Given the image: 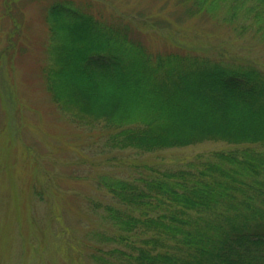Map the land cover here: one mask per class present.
I'll return each mask as SVG.
<instances>
[{
    "label": "trees",
    "instance_id": "16d2710c",
    "mask_svg": "<svg viewBox=\"0 0 264 264\" xmlns=\"http://www.w3.org/2000/svg\"><path fill=\"white\" fill-rule=\"evenodd\" d=\"M112 12L104 19L83 6L49 8L55 42L43 72L58 108L79 124L96 123L107 149L234 147L132 177L101 175L112 201L99 206L110 225L91 231L98 244L90 259L264 264V69L221 53L161 48L167 36L159 32L231 53L264 51V0H128Z\"/></svg>",
    "mask_w": 264,
    "mask_h": 264
},
{
    "label": "rangeland",
    "instance_id": "374dc122",
    "mask_svg": "<svg viewBox=\"0 0 264 264\" xmlns=\"http://www.w3.org/2000/svg\"><path fill=\"white\" fill-rule=\"evenodd\" d=\"M126 1L0 0V264H94L90 253L98 243L91 231L110 225L99 204L112 201L101 175L132 177L146 167H179L234 147L204 141L152 153L103 148L96 123H77L51 100L43 72L55 42L49 8L83 6L105 19ZM159 32L167 36L161 48L221 53L264 69V51L231 53L208 40Z\"/></svg>",
    "mask_w": 264,
    "mask_h": 264
}]
</instances>
